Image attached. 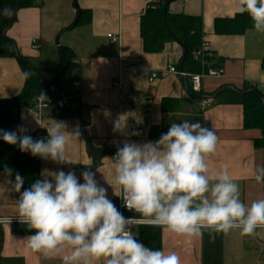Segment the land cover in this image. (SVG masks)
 Instances as JSON below:
<instances>
[{
	"label": "crops",
	"instance_id": "crops-1",
	"mask_svg": "<svg viewBox=\"0 0 264 264\" xmlns=\"http://www.w3.org/2000/svg\"><path fill=\"white\" fill-rule=\"evenodd\" d=\"M151 2L35 0L31 6L17 11L16 21L6 34L14 41L19 55L28 58L31 72L44 82L54 83L60 78V88L78 93L87 112L85 119L83 114L45 117L44 131L53 121H64L69 132L78 126L81 135L69 140L68 162L60 164L40 157V180H51V173L71 170L83 183L81 172L92 171L117 206L118 196L107 183L119 194L112 154L125 140L138 144L155 142L173 122L189 120L212 128L218 137L216 153L207 161L210 175L218 174L226 166L239 183L241 199L246 204L264 198V183L252 179L255 169L264 167L263 148L257 144L264 132L245 126L243 105L244 89L252 86L264 96V33L255 31L254 26L240 33L215 32L217 18L237 14L238 0H157L156 4L170 2L167 10L171 13L202 17L203 38L214 52L211 64L224 68L222 76L203 79L202 90L196 93L188 78L169 71L172 66L182 70L183 45L169 40L159 51L144 48L141 20ZM110 33L118 38L117 42L110 41ZM61 47L71 49L73 57L79 60L74 73H62ZM154 72L157 78L150 82ZM25 73L19 57H0L2 130L17 131L22 126L29 134L38 127L32 107L27 105L20 108L19 125L14 127L10 123L8 102L23 90ZM74 77L81 81L78 90L71 86ZM120 80L123 84L117 87L115 83ZM204 99L209 104L201 110ZM117 121L125 125L122 131H114ZM5 145L10 144L0 139V148ZM15 182L16 178L0 170V216L13 217L11 224H0V264H61L59 259L49 260L26 246L24 238L32 233L13 231L16 226H26L15 219L20 195L14 190ZM24 189L23 180L20 191ZM160 229L159 250L176 252L182 264H264V230H258L260 234L255 237L232 231L214 234L213 238L207 231L187 237Z\"/></svg>",
	"mask_w": 264,
	"mask_h": 264
},
{
	"label": "clouds",
	"instance_id": "clouds-1",
	"mask_svg": "<svg viewBox=\"0 0 264 264\" xmlns=\"http://www.w3.org/2000/svg\"><path fill=\"white\" fill-rule=\"evenodd\" d=\"M238 14L247 13L255 31L264 33V0H238ZM0 14L11 16L12 9ZM28 73H25V77ZM46 107L45 94H40ZM125 125L117 121L114 131ZM64 121L46 127L48 138L33 139L28 129H0V139L19 146L22 152L63 164L69 140L81 135L77 126L71 132ZM218 137L210 127L183 120L173 122L155 142L138 144L125 140L114 158L116 196L122 206L153 226L178 236L195 237L207 231L255 237L264 230V198L246 204L238 182L227 167L211 174L208 159L215 155ZM11 173V170H7ZM52 179L37 180L20 189L17 174L14 190L15 219L32 233L24 238L33 252L61 264H182L176 252L166 253L147 247L131 230L136 216L126 217L98 183L95 173L83 171V183L74 171L51 173ZM252 179L264 183V167H257ZM13 217L0 216V224H11Z\"/></svg>",
	"mask_w": 264,
	"mask_h": 264
},
{
	"label": "trees",
	"instance_id": "trees-1",
	"mask_svg": "<svg viewBox=\"0 0 264 264\" xmlns=\"http://www.w3.org/2000/svg\"><path fill=\"white\" fill-rule=\"evenodd\" d=\"M35 0H0L1 10L4 8L12 9L11 16L0 14V57L17 56L20 58L21 65L28 76L21 93L9 100V117L12 126L16 127L20 123V108L22 105L32 107L35 96L41 88L49 83L42 80V77L34 74L32 65L28 58L20 56L14 41L6 34V30L16 21L17 11L24 7H29ZM165 3L158 2L154 8H147L141 20V36L144 48L147 51H159L165 42L176 40L187 49V54L183 58L182 71L200 72L202 65L194 60L193 53L200 49L204 41L203 20L200 15L187 13L166 12ZM253 26V22L247 13L236 14L232 18H217L215 20L216 33H240L246 28ZM5 32V33H3ZM61 70L66 73L70 68V60L74 54L68 47H61ZM214 59V58H213ZM212 59V60H213ZM212 60H209L211 66ZM51 83V82H50ZM60 86V78L54 82ZM245 126L261 128L264 132V96L252 86L243 91ZM86 107L81 104L79 97H74L62 109L56 111L54 115L79 116L87 115ZM263 148L264 156V136L257 141ZM40 157L33 156L30 152H22L17 145H5L0 148V170L7 173L10 177L16 178L17 174L24 180L25 188H30L33 183L40 180ZM11 170L9 174L7 170ZM15 233H31L27 226H16ZM147 247L159 250L161 247V229L158 226L139 225L136 235Z\"/></svg>",
	"mask_w": 264,
	"mask_h": 264
},
{
	"label": "built area",
	"instance_id": "built-area-1",
	"mask_svg": "<svg viewBox=\"0 0 264 264\" xmlns=\"http://www.w3.org/2000/svg\"><path fill=\"white\" fill-rule=\"evenodd\" d=\"M40 1V0H39ZM157 0H152L149 6L155 7ZM108 37L110 38V41L112 43L117 42L118 38L113 36V34H108ZM35 42V40H33ZM193 58L197 62H199L202 65V70L200 72H188V71H182L177 69L175 66H172L169 68L170 72H173L179 76H182L184 78H188L191 82V90L196 93H200L202 90V82L203 79H205L208 76H222L224 74V68L223 67H213L210 65V61L214 58V52L210 49L209 43L205 40L202 43V46L199 50L195 51L193 53ZM79 60L76 57H73L70 60V68L69 72L74 73L76 70L75 68L78 66ZM157 78V73L154 72L149 77V81L152 82ZM123 82L120 80L119 82H116L115 85L117 87H121ZM71 86L74 87L76 90L80 89L81 87V81L78 77H74L71 81ZM40 94H45L47 99L45 100L46 107L41 105V101L39 99ZM78 93L72 94L68 92L66 89L58 87L54 83H49L48 85H45L41 88L40 92L35 96L34 104L32 106V114L38 121V127L34 129L32 132H30L27 135H31L33 139H47L48 133L44 131L43 124L45 121L46 116H53L54 113L60 109H62L64 106H66L72 98L78 97ZM209 104V100L204 99L202 103L200 104V109L204 110L206 105ZM116 152L112 154V158H114ZM117 207L118 209L123 212V214L126 217H129L125 214L126 208L122 206V200L120 197L117 198ZM135 223L132 224L131 230L133 226H139V225H151L147 222V218H143L138 216V214L135 215ZM153 226V225H152Z\"/></svg>",
	"mask_w": 264,
	"mask_h": 264
},
{
	"label": "water",
	"instance_id": "water-1",
	"mask_svg": "<svg viewBox=\"0 0 264 264\" xmlns=\"http://www.w3.org/2000/svg\"><path fill=\"white\" fill-rule=\"evenodd\" d=\"M169 3H170V2H167L166 5H165V9H164L165 12L167 11V7H168ZM3 33H5V32H3ZM183 48H184V57H185L186 54H187V49H186V47H185L184 45H183ZM182 66H183V61H182L181 64H180V68H182ZM125 214L128 215V216H135L137 213H135V212H130V211H128V210L126 209V210H125Z\"/></svg>",
	"mask_w": 264,
	"mask_h": 264
},
{
	"label": "rangeland",
	"instance_id": "rangeland-1",
	"mask_svg": "<svg viewBox=\"0 0 264 264\" xmlns=\"http://www.w3.org/2000/svg\"><path fill=\"white\" fill-rule=\"evenodd\" d=\"M182 4H184L183 1H180V5H181V6H182ZM181 9H183V8H181ZM181 11H182V10H181ZM138 216H140V215H138ZM140 217H141V216H140ZM132 230H133L134 233H136V235H137L138 230L136 229L135 226L132 227Z\"/></svg>",
	"mask_w": 264,
	"mask_h": 264
}]
</instances>
